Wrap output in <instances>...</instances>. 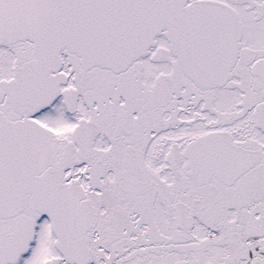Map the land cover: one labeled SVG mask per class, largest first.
<instances>
[{
  "label": "snow or ice",
  "instance_id": "snow-or-ice-1",
  "mask_svg": "<svg viewBox=\"0 0 264 264\" xmlns=\"http://www.w3.org/2000/svg\"><path fill=\"white\" fill-rule=\"evenodd\" d=\"M0 264H264V0H0Z\"/></svg>",
  "mask_w": 264,
  "mask_h": 264
}]
</instances>
